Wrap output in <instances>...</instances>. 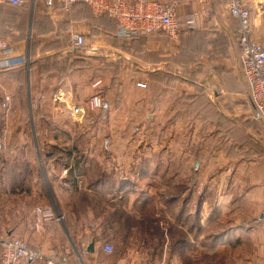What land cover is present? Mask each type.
Instances as JSON below:
<instances>
[{"label":"crops","instance_id":"obj_1","mask_svg":"<svg viewBox=\"0 0 264 264\" xmlns=\"http://www.w3.org/2000/svg\"><path fill=\"white\" fill-rule=\"evenodd\" d=\"M247 2L264 46V0ZM175 19L177 41L164 31L121 41L84 5H0V38L26 62L0 71V235L68 264H189L204 249L264 264V125L238 22L227 0H186ZM93 95L101 106L89 111ZM68 100L86 110L78 123ZM72 135L84 145L67 146ZM155 186L170 194L153 197ZM87 197L96 204L77 208ZM141 203L153 214L138 226ZM38 208L51 218L37 220Z\"/></svg>","mask_w":264,"mask_h":264},{"label":"built area","instance_id":"obj_2","mask_svg":"<svg viewBox=\"0 0 264 264\" xmlns=\"http://www.w3.org/2000/svg\"><path fill=\"white\" fill-rule=\"evenodd\" d=\"M27 0H0V5L13 8L20 7ZM35 2L37 0H30ZM46 9H52L56 4L63 7L84 5L95 16H106L116 24V37L121 41H131L164 31L172 40L177 41L181 33V27L175 19L178 6L186 0H39ZM227 11L238 22V45L240 48V65L243 76L249 85L250 101L255 113L264 125V46L255 41L251 35L249 25V6L247 0H227ZM194 27L192 17L186 21L184 28L190 30ZM85 44L84 37L74 35L71 37V45L82 47ZM25 59L13 56L11 44L4 38H0V71L24 65ZM145 87V84H138ZM67 97L63 93H57L54 100L63 104ZM101 106L99 95L89 98L88 109L93 111ZM67 109L74 122H79L85 115V108L68 100ZM37 220L50 219L52 212L49 208L35 210ZM105 253H112V246H103ZM39 261L42 264H68L57 259L45 257L38 250L33 249L24 240L0 235V264H31ZM110 264V263H107Z\"/></svg>","mask_w":264,"mask_h":264},{"label":"rangeland","instance_id":"obj_3","mask_svg":"<svg viewBox=\"0 0 264 264\" xmlns=\"http://www.w3.org/2000/svg\"><path fill=\"white\" fill-rule=\"evenodd\" d=\"M27 1H30V0H27ZM68 112H70V111H68ZM69 115H70V113H69ZM85 115H86V113H85ZM71 117V116H70ZM74 123H78V122H74ZM66 141V145L67 146H71V145H76V146H79V145H84V143H82L81 141H80V139H78L76 136H74V135H72L70 138H66L65 139ZM85 144H88V143H86L85 142ZM100 144V143H99ZM102 144V143H101ZM133 173L134 172H136L137 174H139V171H132ZM195 176H196V174H195ZM87 177V182H89V175H87L86 176ZM137 177V176H136ZM258 184L260 185L261 184V180H259L258 181ZM259 188H260V186H259ZM130 189L131 190H133L134 189V186H131L130 187ZM102 193V192H101ZM103 193H105V190H103ZM168 195V194H170V191L167 189V188H165V187H160V186H155L154 187V190H153V195H155V196H153V197H155V198H158V196L159 195H163V196H165V195ZM101 197H103V196H101ZM89 198L87 197V199H85L83 202H80V203H77V205H78V207L77 208H80V205L81 204H88L89 206L91 205L92 206V204H96V201H89L88 200ZM163 203V202H162ZM72 204V203H71ZM70 203H66V205L67 206H70L71 205ZM151 203H149V205H150ZM97 208L95 207V208H93V210L94 211H96V212H98V211H100L101 210V208H102V206H105L102 202H98L97 203ZM142 206V208L144 207L143 205H142V203L141 204H139V206L137 207V209L136 210H138L140 207ZM164 207V206H163ZM141 209V208H140ZM167 210V211H166ZM166 210H163V211H166V212H169L168 211V208L166 209ZM156 211V210H155ZM139 215H140V218H139V221L138 222H136L135 224H138V226H142V224L144 223L145 225L146 224H149V216L151 217V215L153 214V210L152 209H150V208H143V209H141L139 212ZM143 215H147L148 217L145 219V221L142 219V216ZM158 221H159V218L157 219ZM110 246H112V245H110ZM112 248L113 249H116L115 247H114V244H113V246H112ZM192 252H194L195 254H194V258L193 259H189V261H190V263L189 264H227V260H226V255H227V253L225 252V251H223L222 253L220 252V253H217V251L216 250H206V249H204L203 251L202 250H198V251H192ZM243 253H247V251H242Z\"/></svg>","mask_w":264,"mask_h":264},{"label":"water","instance_id":"obj_4","mask_svg":"<svg viewBox=\"0 0 264 264\" xmlns=\"http://www.w3.org/2000/svg\"><path fill=\"white\" fill-rule=\"evenodd\" d=\"M93 251V246L90 245L89 248H88V252H92Z\"/></svg>","mask_w":264,"mask_h":264}]
</instances>
